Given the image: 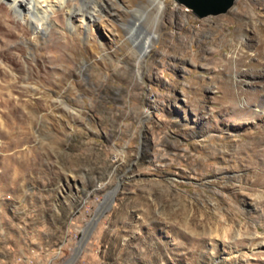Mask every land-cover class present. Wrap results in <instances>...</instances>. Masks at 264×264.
Segmentation results:
<instances>
[{"label": "rangeland", "instance_id": "rangeland-1", "mask_svg": "<svg viewBox=\"0 0 264 264\" xmlns=\"http://www.w3.org/2000/svg\"><path fill=\"white\" fill-rule=\"evenodd\" d=\"M87 1L76 30L0 3V251L54 252L116 186L71 264H264V0Z\"/></svg>", "mask_w": 264, "mask_h": 264}, {"label": "bare ground", "instance_id": "bare-ground-1", "mask_svg": "<svg viewBox=\"0 0 264 264\" xmlns=\"http://www.w3.org/2000/svg\"><path fill=\"white\" fill-rule=\"evenodd\" d=\"M0 3H5L9 10L15 11L16 13H18V16L21 19H23L28 25L33 26L35 29H38L40 27L45 28L44 25H46V22L48 20H50V12L57 13V16H55V18L57 20H59L60 22L62 21V22L67 23V25L74 30H76V26L74 25L71 16L79 17V19L82 20V22H83L82 25H85L86 27L93 26L95 24L96 17H100L99 13L94 17L93 14L89 10H87L86 6L76 7L74 10H72L70 8L71 4L70 5L68 4V0H55V3H56L55 5L51 2V0H0ZM97 3H98V1H97ZM151 3L153 4V1H151ZM244 3H245V0H241L239 2V6L237 7V11L234 13V17L239 18L245 12L247 7L244 6ZM56 5L59 7V10L57 12H55V10H54V7ZM160 5H162V3L159 1L157 3L158 7L156 6L157 11L161 10L162 7H160ZM77 6H79V5H77ZM97 6H99V4L97 5L95 3L94 7L96 8ZM63 8L67 9V16L65 15L66 16L65 21H63L64 18L62 19V12L61 11ZM94 9L92 8L91 11H95ZM97 11L98 12L102 11L100 6H99V9ZM5 15L8 16L7 8L5 9L3 7H0V18H2ZM1 26H2V22L0 20V27ZM23 28H21V29L23 30ZM241 46H242V44H241ZM257 110L264 113V98L262 99V101L259 105V108ZM69 263L70 262L67 261L64 264H69Z\"/></svg>", "mask_w": 264, "mask_h": 264}, {"label": "water", "instance_id": "water-1", "mask_svg": "<svg viewBox=\"0 0 264 264\" xmlns=\"http://www.w3.org/2000/svg\"><path fill=\"white\" fill-rule=\"evenodd\" d=\"M187 7L190 8L192 13L196 17H204L207 15H216L226 12L233 4L234 0H180ZM116 191V186L108 191L103 199L99 202L97 208L95 209L94 215L90 218L89 222L86 224L84 231L80 237V240L75 249L72 260H74L79 254L81 247L87 241L92 229L94 228L98 218L104 213L106 209L109 208L110 203L113 199L114 193Z\"/></svg>", "mask_w": 264, "mask_h": 264}, {"label": "built area", "instance_id": "built-area-1", "mask_svg": "<svg viewBox=\"0 0 264 264\" xmlns=\"http://www.w3.org/2000/svg\"><path fill=\"white\" fill-rule=\"evenodd\" d=\"M82 229L81 227L72 228L68 241L58 242L54 252H46L45 245L29 246L15 250L10 258H6L5 250L0 251V255H2L0 264H26V260H33L34 264H40V255L54 257V264H64L67 261L71 264L75 260H72V257L82 235Z\"/></svg>", "mask_w": 264, "mask_h": 264}]
</instances>
